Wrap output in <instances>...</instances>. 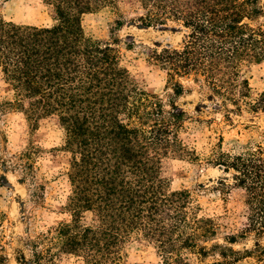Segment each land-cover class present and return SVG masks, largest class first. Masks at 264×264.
I'll use <instances>...</instances> for the list:
<instances>
[{
	"label": "trees",
	"instance_id": "16d2710c",
	"mask_svg": "<svg viewBox=\"0 0 264 264\" xmlns=\"http://www.w3.org/2000/svg\"><path fill=\"white\" fill-rule=\"evenodd\" d=\"M42 4L54 21L51 26L17 23L0 14V72L12 92L0 108L22 113L33 129L43 121L64 129L65 149L71 153V193L65 208L71 219L29 236L23 245L30 258L19 249L17 260L59 264L70 256L83 264H125L126 245L134 235L155 246L161 264H231L245 253L254 254L232 245L249 233L264 234V146L235 155L221 150L212 159L232 174L246 206L243 230L227 235L226 243L215 241L220 217L200 215L190 192H170L162 175L170 155L198 160L179 134L187 113L172 101L167 108L158 94L146 91L109 43L86 37L82 19L86 13L111 7L118 15V28L128 21L148 27L179 23L186 31L183 44L155 50L153 55L166 71L167 86L179 97L186 91L180 79L203 82L230 118L246 107L264 110V92L252 98L243 75L244 66L264 62L260 0H42ZM29 155L18 154L19 159H28L13 166L24 167L25 176L34 177ZM220 183L229 192L230 184ZM41 198L37 195L36 201ZM209 257L213 260L207 261Z\"/></svg>",
	"mask_w": 264,
	"mask_h": 264
},
{
	"label": "rangeland",
	"instance_id": "374dc122",
	"mask_svg": "<svg viewBox=\"0 0 264 264\" xmlns=\"http://www.w3.org/2000/svg\"><path fill=\"white\" fill-rule=\"evenodd\" d=\"M260 2L264 10V0ZM0 14L6 20L22 24L51 26L54 23L42 0H0ZM117 19L111 7L86 13L82 19L84 33L93 41L109 43L119 54L122 66L142 81L146 91L158 94L167 108L172 101L187 113L179 134L196 151L198 160L170 155L162 175L170 192L183 189L190 192L192 204L200 215L220 217L221 228L215 241L226 243L227 235L239 233L245 226L244 193L233 185L231 173L211 161L221 150L235 155L264 146V110L252 112L246 107L241 114L231 113L228 118V111L203 82L187 78L180 79L185 93L174 96L167 86L166 71L154 61L153 55L164 47L181 46L185 29L173 21L151 27L128 21L118 28ZM243 75L249 81L252 98L264 92V62L244 66ZM11 98V89L0 72V102ZM65 139L64 129L53 122L43 121L33 129L22 113L0 108V264H30L17 260L19 249L30 258L23 242L71 219L65 208L71 193L68 177L71 153L65 149ZM23 152L32 154L34 177L25 176L23 166H13L16 162L26 163L27 157L17 156ZM221 181L230 184L229 192L222 190L225 188ZM37 195L42 197L40 201H36ZM89 218L90 214H86V220ZM232 246L242 253L246 250L255 253L251 256L245 253V257L231 264H264V234L249 233L246 239ZM125 251V264H161L155 246L137 235L130 239ZM188 256L192 262L197 261V256ZM211 260L213 257L207 259ZM59 264L83 263L64 256Z\"/></svg>",
	"mask_w": 264,
	"mask_h": 264
}]
</instances>
